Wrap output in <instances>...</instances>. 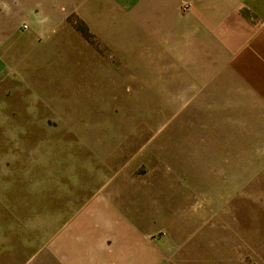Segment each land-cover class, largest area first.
Returning <instances> with one entry per match:
<instances>
[{
	"label": "rangeland",
	"instance_id": "obj_1",
	"mask_svg": "<svg viewBox=\"0 0 264 264\" xmlns=\"http://www.w3.org/2000/svg\"><path fill=\"white\" fill-rule=\"evenodd\" d=\"M1 1L0 241L11 236L16 245L33 229L69 224L100 182L123 176L124 191L112 192L114 208L97 209L88 237L73 229L64 237L70 256L84 258L73 244L87 238L123 234L138 244L133 259L120 257V244L106 261L96 248L84 261L264 264V167L228 196L232 181L193 180L189 166L177 165L179 129L191 116L190 101L179 99L173 20H147L158 14L142 0ZM87 181L98 185L84 192ZM42 236L15 264L39 263ZM201 250L206 260L195 259Z\"/></svg>",
	"mask_w": 264,
	"mask_h": 264
},
{
	"label": "crops",
	"instance_id": "obj_2",
	"mask_svg": "<svg viewBox=\"0 0 264 264\" xmlns=\"http://www.w3.org/2000/svg\"><path fill=\"white\" fill-rule=\"evenodd\" d=\"M138 1L122 0L120 5L127 7ZM142 1L148 6L147 13L158 14L147 20H173L174 60L175 68L179 71L177 85L183 90L179 99L190 101L191 116L189 129L180 128L176 141L179 170L182 165L189 166L193 180L232 181L224 192L230 196L239 186L238 182L257 179L259 170L264 167V0ZM250 165L259 168L256 170L255 167L254 172L249 173ZM212 166H221V172ZM122 178L117 176L99 185L98 182L89 181L81 184L84 192L98 187L73 211V221L69 224L56 230L55 224L33 229L31 237H27L29 240L19 239L16 245L11 244L14 242L11 236L2 239L0 259L4 262L0 261V264H15L16 256L23 249L26 253L32 240H39L41 235L45 241V247H41L46 251L37 264H88L84 258L93 248H96L102 262V259L106 261L112 257L120 244L125 247V253L120 257L128 260V253L132 256L133 245L138 244L134 243L133 237L127 238L123 234L121 237H116V234L113 237L112 234L90 237L87 238L89 243H81L78 249L77 244H73L78 255L84 251V258L70 256L66 248L68 245L63 244L64 237L70 234L71 229L84 236L89 234V226H95L93 220L97 221V209L114 208L113 200L116 197L112 192L124 191L120 186ZM240 194L244 197V192ZM37 210L35 206L29 210L31 218ZM204 212L207 213L202 209L201 213ZM68 213L58 218L56 224ZM198 213L197 209L194 210L195 215L190 223L192 229L197 228L194 226ZM127 220L122 221L125 222L122 227L128 228ZM35 232L40 235L38 238H33ZM6 234L3 231V236ZM108 235L112 237L109 243L106 242ZM195 235L191 236L195 238V243L201 246L208 244L209 238ZM166 244V241L162 243L163 249ZM197 255L199 257L195 259L208 258L202 250ZM134 257L135 254L131 259Z\"/></svg>",
	"mask_w": 264,
	"mask_h": 264
}]
</instances>
